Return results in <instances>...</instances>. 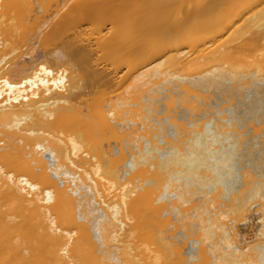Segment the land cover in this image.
Wrapping results in <instances>:
<instances>
[{"label":"bare ground","instance_id":"obj_1","mask_svg":"<svg viewBox=\"0 0 264 264\" xmlns=\"http://www.w3.org/2000/svg\"><path fill=\"white\" fill-rule=\"evenodd\" d=\"M0 264H264V0H0Z\"/></svg>","mask_w":264,"mask_h":264}]
</instances>
